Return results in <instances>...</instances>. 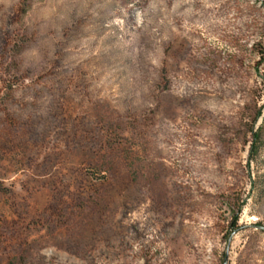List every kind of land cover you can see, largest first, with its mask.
<instances>
[{
  "label": "rangeland",
  "instance_id": "374dc122",
  "mask_svg": "<svg viewBox=\"0 0 264 264\" xmlns=\"http://www.w3.org/2000/svg\"><path fill=\"white\" fill-rule=\"evenodd\" d=\"M0 264H264V0H0Z\"/></svg>",
  "mask_w": 264,
  "mask_h": 264
}]
</instances>
